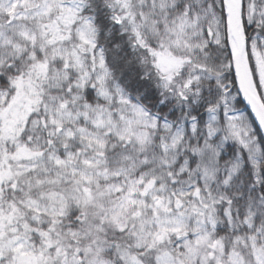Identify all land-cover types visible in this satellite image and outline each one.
I'll list each match as a JSON object with an SVG mask.
<instances>
[{
  "label": "snow or ice",
  "instance_id": "snow-or-ice-1",
  "mask_svg": "<svg viewBox=\"0 0 264 264\" xmlns=\"http://www.w3.org/2000/svg\"><path fill=\"white\" fill-rule=\"evenodd\" d=\"M0 264H264V0H0Z\"/></svg>",
  "mask_w": 264,
  "mask_h": 264
}]
</instances>
